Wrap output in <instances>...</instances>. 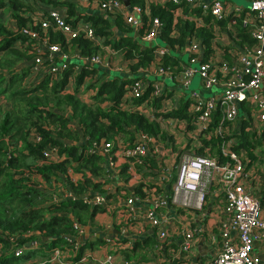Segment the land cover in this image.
Returning <instances> with one entry per match:
<instances>
[{
    "label": "trees",
    "instance_id": "16d2710c",
    "mask_svg": "<svg viewBox=\"0 0 264 264\" xmlns=\"http://www.w3.org/2000/svg\"><path fill=\"white\" fill-rule=\"evenodd\" d=\"M75 4L74 0H0V11L11 21L10 26L8 21L0 20V264L16 263L27 258H38L28 264H52L49 261V246L72 248V241L62 237L66 233L76 234L72 220L83 226L90 225L94 214L104 211L102 205L90 206L78 197L89 191L104 192L103 184L108 182L110 176L104 156L88 150L91 142L105 140L112 142L114 147L117 140L131 144L139 133H145L171 144L173 136L162 130L159 119L174 117L189 121L188 98H180L171 109L155 110L160 106L161 99L171 95L172 91H167L168 95L163 90L160 95L149 96L152 80L142 74V69L154 62L167 68L170 75L178 74L186 63L181 55L191 38L198 40L202 47L201 61L213 54L214 45L222 46L221 55L228 58L229 54L225 51L227 46L220 45L215 31L217 36L221 33L228 35L236 44L254 43L248 28L240 25L239 16L230 22V16L216 18L184 2L149 1L148 16H157L161 23L155 39L166 48L160 57H155V45H149L152 41L141 38L147 18L144 13H141L143 25L134 30L123 22L118 12L105 15L83 13L76 9ZM145 4L146 0H129L130 6L138 5L141 10ZM47 5L63 6L64 20L68 24L74 25L78 20L89 22L94 35L102 37L101 43L81 34L66 38L52 25L42 27L41 21L49 19ZM175 9L180 13L175 15ZM35 12L40 13L38 17ZM23 28L34 31L37 38L25 35L21 31ZM41 38L59 47L56 55L40 60L41 66L58 63L66 57L65 66L54 74L40 70L32 80L28 74L32 73L35 57L47 51L43 48L42 54L37 53V43ZM101 44L110 47L121 60L126 61L128 71L112 73L98 64L83 65L71 57L74 52L80 55L99 54ZM61 54L64 57L60 58ZM86 78L92 80H88L84 86L92 91L89 98L83 99L79 95V86ZM135 78L146 80L144 91L137 97L128 93V85ZM69 80L73 85L71 91L65 89ZM147 106L151 108L146 110ZM218 117L216 108L207 130L198 134L197 144L191 147L190 153L214 156L222 161L227 156L221 153V146L228 137H234L228 149L239 156L245 169L254 162H261L254 148L263 142L264 127L255 132L250 120L240 115L238 128L221 136L212 132ZM187 127H190L189 123ZM36 134L39 137L37 140L34 139ZM52 146H56L57 160L43 153L45 148ZM186 147L184 144L183 149ZM160 164L159 159L141 156L140 163L133 164V170L150 174V169ZM128 166L122 162L116 170L117 175L129 177ZM32 174L39 176L42 183L61 187L60 192L69 189L76 196L47 201L42 183L39 181L35 184L31 179ZM173 177L174 169L166 180L165 190L169 191ZM260 180L264 185V179ZM148 186H154V192L164 190L156 183H149ZM132 191L138 195L145 194L140 183L134 184ZM110 194L104 192L105 197ZM259 200L262 203V199ZM76 241L78 244L72 259L79 257L85 246L91 248L103 239L99 235H92L81 240L76 237ZM152 242V237L147 235L135 239L121 252L133 260L139 254L142 256ZM17 247L23 250L19 255H14L13 250Z\"/></svg>",
    "mask_w": 264,
    "mask_h": 264
},
{
    "label": "built area",
    "instance_id": "2783aa9c",
    "mask_svg": "<svg viewBox=\"0 0 264 264\" xmlns=\"http://www.w3.org/2000/svg\"><path fill=\"white\" fill-rule=\"evenodd\" d=\"M96 1L99 10L122 14L124 21L134 30L143 25L141 13H144L147 18L141 38L145 41H152L156 38L161 23L157 16H148L147 4L149 1L157 2V0H146L143 10L138 5L125 6L121 0ZM158 1L164 2L165 0ZM170 1L184 2L189 7H199L202 13H209L216 18L230 16V22H234V17L239 16L240 25L248 28L249 36L254 40L252 45L236 44L231 40V45L225 49L229 54L228 58H223L221 55L223 49L214 45L213 54L207 60L201 61L202 47L198 40L191 38L185 47L188 61L174 77L179 81L180 86H186L190 77L197 72L200 76L201 91L192 90L187 96L189 121L172 117L169 118L170 122L183 130H193L194 145L197 144L198 134L207 130L212 112L216 108L219 111V117L213 126V133L222 136L233 132L238 128L237 119L240 115L247 117L251 122L250 125L256 129L255 132H259L264 127V0H248L247 6L228 0ZM46 12L49 19L41 21L42 27L52 25L66 38L81 34L95 42L99 40L94 35L89 22L78 20L74 25L68 24L57 6L47 5ZM39 14L35 12V16L38 17ZM21 31L25 35L37 38L31 29L23 28ZM215 36H217L216 31ZM39 42L37 53L42 54L43 48L47 51L44 55L35 57L32 73L41 70L42 72L52 71L54 74L65 66L66 57L61 54L60 58L64 57V59L58 63L49 64L42 70L40 60L56 55L59 47L55 43H47L44 38H41ZM165 50L163 45L156 44L153 49L154 56L160 57ZM71 57L78 59L83 65L106 64L99 54L80 55L74 52ZM194 63L196 65H193ZM147 69L141 71L151 72L155 77L170 74L167 68L158 64L150 70ZM145 87L144 78H135L128 85V93L130 96L137 97ZM212 87L216 89L212 90ZM202 90L209 91V95L204 96ZM162 91L161 83L153 79L149 96L160 95ZM163 98L160 105L166 103ZM188 123L190 127H187ZM34 139L37 140L38 136L35 135ZM234 140V137H228L227 142L221 146V153L227 156L222 161H218L214 156L181 153L177 157L169 191L164 188L170 175L169 168H167L160 171L155 182L159 188L164 189L163 191L154 192L155 187L149 186V188H144V195H138L132 190L125 195L115 209L113 222L104 226V232L107 229L109 232L101 236L102 242L91 247L105 248V252L99 257L90 260L91 254L84 252L90 247L85 246L79 257L72 259L75 255L76 244H78L76 237L77 240L84 239L85 227L72 220L76 234H62L64 239L72 241V248L61 249L58 245L49 246L51 247L49 261L52 264L60 261L66 264H139L135 259L126 258L121 250L129 247L136 236L142 239L151 234L153 239L151 250L154 257L162 264H192L190 260L194 235H199L196 239L202 240V243L205 240L213 248V253L205 264H259V255L253 251V244L255 241L264 242V204L252 194L251 188L247 185L251 179V173L244 168L239 156L228 149L229 143ZM45 149L50 152L49 156L45 155L46 157L58 158L56 146ZM88 150L101 153L107 168H114L117 158H125L128 160V170L133 169L135 162L140 163L141 156L165 160V156L170 155L171 157L174 153L167 143L145 133H139L131 144L117 140L114 147L109 141H93ZM53 152H56L55 156ZM175 153L177 154V151ZM213 184L222 194V205L220 216L210 225V229L206 230L203 220L207 212L203 211V205L209 187ZM104 192L89 191L78 197L90 206L93 204L103 206L107 199ZM75 196L71 190L65 189L60 194H52L50 199L56 201ZM168 206L182 208L181 210H185L188 214L186 216L188 219L184 218L179 231L180 239L176 242L170 230L177 228L178 221H172L167 210ZM113 229L115 232L111 234L110 231ZM147 229H150L149 234L146 232ZM172 242L176 245H171ZM22 250L17 247L13 250V254L19 255Z\"/></svg>",
    "mask_w": 264,
    "mask_h": 264
},
{
    "label": "crops",
    "instance_id": "0c3cea01",
    "mask_svg": "<svg viewBox=\"0 0 264 264\" xmlns=\"http://www.w3.org/2000/svg\"><path fill=\"white\" fill-rule=\"evenodd\" d=\"M74 1L76 2V4H75L76 9L78 11L83 12V13L98 12L101 15L102 14L105 15L106 13H108V12L99 10L98 2L96 0H74ZM157 2L162 3L158 0H157ZM42 7L44 8L45 6H42ZM57 7L63 13V15H65L64 7L63 6H57ZM174 13H175V15H177L180 13V11L175 9ZM121 16H122V14H121ZM5 17H6V15H5ZM6 19H7V17H6ZM122 20L124 23H126L123 19V16H122ZM225 37L228 38V35L225 34ZM154 40H152V41H154ZM101 41H102V37L101 38L99 37V40L97 41V43L100 44ZM229 41H231V40L229 39ZM158 44H160V43H158ZM100 50L102 53L104 52V50H106L109 54H115V56L118 57L116 63L112 62L110 64L109 62H107L106 64L101 65V67L103 69L109 70L112 73L114 71H123V72L128 71L126 61H123V60L118 61L121 58L110 47H108L107 45L103 46L101 44ZM154 65H155V63L152 62L147 67L148 68L147 70L152 69V67ZM141 72H142V74L147 75V77H149L151 80H153V79L158 80L161 83L162 90H165V92L171 90L172 91L171 94H172L174 90L178 91V93H177L178 97H176L177 101L175 102V104L170 103L166 107H161V105H160L158 108L155 109L156 111H158L159 108H161L160 110H163V111L167 110V108L171 109L173 106H175L177 104V102L180 98L181 99L182 98L183 99L188 98L184 94V90L188 87V84L186 86L185 85L180 86L179 81L173 75L165 74V75H158L157 77H155L151 72H148L146 70L141 71ZM200 88H201V85H200ZM65 89H67V85H65ZM71 89H72V87L70 86V89H67V90L70 91ZM192 90H194V89H191L190 91H192ZM167 95H168V92H167ZM145 109L148 110L147 108H145ZM183 131L184 130L182 129V132ZM263 141H264V136H263ZM167 144L170 145V143H167ZM176 144H177L176 145L177 148H183V146H184V144H186V142H185V140H181V141L177 142ZM189 147L190 148L194 147V143L192 142L191 145H189ZM171 149L174 151L173 146H171ZM173 154L171 155V157H170V155H167V159L169 160L172 157L177 156V154H175L174 156H173ZM122 162H126L128 165V161H124L121 158H117L116 168H113V167L109 168L110 176L107 178L108 182H106L103 186V189L105 192L111 193L110 196L107 197V203L103 204L105 213L100 214V215H98V213H95L93 216L94 220H96V221L98 220L97 222H99L100 226L97 228H94V227H96L95 225L94 226H91V224L86 225L84 227L83 238L91 237L92 235H99L100 238H102L101 236L104 233L109 232L108 229L106 230V232H104V230H105L104 226L113 222L115 209L117 208L118 205H120V202L123 199V197L125 195H127L132 190V187L134 184L140 183V184H143V187L145 186L144 188H149V186H148L149 183H155L157 181V179H158L157 176L153 177L149 174H141L140 172H135L132 168H131V170H129L130 176H129L128 180L125 179L124 175L118 176L116 173V170L118 169L119 165ZM246 170H248L252 175L251 179L249 180V184H247L248 187L251 188V192L253 195L258 197V199H260V198L262 199V203L264 204V196H263L264 187L259 186L258 190L256 192H254V188H255L254 180H257L256 179L257 175H256L255 171H253L252 169L247 168ZM259 184L261 185V183H259ZM117 194L120 195V197L117 196ZM113 196H114L113 201H110V198H112ZM221 205H222V194H221V192L217 189L216 185H214V184L210 185L209 191L207 192V194L205 196V202L203 205V211L206 210V212H207V215L205 216V218L203 220V222L206 226V230H209L210 225H212V223L216 219H218V217L220 216ZM181 209L182 208H178V207H174V206H168L167 207V210L169 211V213L171 215L172 221H176V220L178 221L177 228H173L170 230L172 238H174L175 242L180 239L179 231H180V228L182 226L184 218L188 215L185 210L182 211ZM97 217H99V218H97ZM186 218L188 219V217H186ZM187 219H186V221H187ZM143 226H146V225L143 224ZM110 232H111V234H113L115 231L113 229ZM146 232L149 234L150 229H147ZM150 236H151V234H150ZM198 236L199 235L193 236L194 246H193V250L191 252L192 255H191L190 261H192V264H205L206 261L208 260V258L213 253V248L205 240H203L204 242L202 243L201 242L202 240L200 241L199 239H196V237H198ZM136 238L140 239L138 236H136ZM136 238H134V240ZM133 241H132V243H133ZM175 242H172L171 245L173 244L175 246L176 245ZM97 244H99V243H97ZM253 251L258 253V255H259V259H260L259 264H264V242L255 241L253 244ZM87 252L89 254H91V257H90L91 260H94L96 257H99L100 255H102L105 252V248L102 246L98 247L97 249H95V247L91 248V249L88 248ZM143 252L144 253L142 254V256H141V254L137 255L139 258L136 256L135 260L137 261V263L140 264V262H143L142 264H162V262H160L159 260H157L154 257V253L151 250V244ZM92 255L96 256V257L92 258L93 257ZM205 258H206V260L204 261L203 259H205Z\"/></svg>",
    "mask_w": 264,
    "mask_h": 264
},
{
    "label": "rangeland",
    "instance_id": "374dc122",
    "mask_svg": "<svg viewBox=\"0 0 264 264\" xmlns=\"http://www.w3.org/2000/svg\"><path fill=\"white\" fill-rule=\"evenodd\" d=\"M228 1H232V2H235V3H237V4H240V5H244V6H247V4H248V0H228ZM0 20H2L3 22H6L7 23V21H8V24L10 25L11 24V21L10 20H7L6 19V17H5V15H4V13H2L1 11H0ZM11 26V25H10ZM216 38H219V40L221 41V44L220 45H224V46H227V47H229L230 45H231V41H229V39L228 38H226L222 33L221 34H218V36H216ZM154 41H156V39L154 40ZM217 47H222V46H217ZM99 55L102 57V61L103 62H109L110 64L112 63V62H117V56H115V54H109L106 50H104V52L102 53L101 51L99 52ZM218 56H220V55H218ZM181 58H182V60L183 61H185V62H187L188 60H187V52L185 51V52H183L182 53V55H181ZM121 59H119L118 61H120ZM114 64V63H113ZM193 65H196V63H194ZM45 68V66H41V69L43 70ZM39 71V70H38ZM35 74H36V72H34V73H32V75H29L28 74V76H29V78L31 77L32 78V80H33V77L35 76ZM88 80H92L91 78H86V80H85V82L83 83V84H81L80 86H79V93H81V94H79L83 99H87V98H89L90 97V93H91V91H92V89L91 88H86L84 85H85V83L88 81ZM177 82V81H176ZM66 85H67V89H70V86L71 87H73V85H72V82H71V80H69L67 83H66ZM66 89V90H67ZM191 89H194V90H196V91H201V88H200V76L198 75V73L197 72H195L191 77H190V80H189V83H188V87L184 90V94H185V96H188V94H189V91L191 90ZM213 89H216V88H214V87H212V90ZM72 90V89H71ZM70 90V91H71ZM217 91H219V88H217ZM176 93V94H175ZM178 91H173V93L171 94V95H169V96H166V97H164L163 99L164 100H166V103H165V105H161V107H166V106H168L170 103L171 104H175V102L177 101V98L176 97H178ZM209 91H207V90H202V94L204 95V96H207V95H209ZM175 94V95H174ZM1 102V101H0ZM2 102H3V100H2ZM174 107V106H173ZM151 107L150 106H147V109H150ZM168 109V108H167ZM160 110V109H159ZM163 111V110H162ZM170 118H172V117H170ZM75 124V123H74ZM160 126H161V128H162V130H165L168 134H170V135H172L173 137H172V143L169 145L170 146V148H171V146L172 145H174V147H173V149H174V151L173 152H175V151H177V156L176 157H172L171 159H167V156H165V160H160V166H158V167H152V169H150L151 171H149L150 172V174L149 175H151V176H153V177H158L159 176V173H160V171L161 170H165V169H167V168H169V173H171V171L173 170V169H175V164H176V162H177V157L181 154V153H188V154H190V152H191V148L189 147V145H191V143L193 142V140H192V137H193V130H189L188 131V129H186V130H184L183 132H182V129L180 128V127H178V125L176 126L174 123H171L170 122V120H169V118H166V117H161V119H160ZM32 134V133H31ZM30 134V135H31ZM33 135V134H32ZM37 135V134H36ZM39 138V137H38ZM174 139H175V142H174ZM181 140H185V142H186V145H187V147L185 148V149H183V148H177L176 147V143L177 142H179V141H181ZM66 142H69V140H65ZM255 151H257L258 153H259V155H260V158H261V162H254L253 163V165H251L250 167H249V169H252L253 171H255V173H256V179L257 180H254V185H255V188H254V192H256L257 190H258V188H259V186H263L264 187V185L262 184V185H260L259 183H260V178L263 180L264 179V141L261 143V145H257L255 148ZM44 152H45V154L44 155H46V156H49V154H50V152L49 151H47L46 149L44 150ZM56 153V152H55ZM55 153L53 152L52 154L55 156ZM176 153H174L173 154V156L175 155ZM50 159H52V160H57L58 158H55V157H50ZM166 167V168H165ZM158 168V169H157ZM146 171V170H145ZM154 172L156 173V175H154ZM141 173V172H140ZM152 173V174H151ZM163 173H165V171H163ZM32 176V181L36 184L37 182H41L42 183V179L41 178H39V176H37V175H34V174H32L31 175ZM128 178L129 177H126L125 179H127L128 180ZM41 188L42 189H44V191H45V194L47 195V201H49V199L51 198L50 196L52 195V194H60L61 192H60V189H61V187H53L51 184H47L46 182H43L42 184H41ZM54 188V189H53ZM253 192V193H254ZM51 193V194H50ZM255 194V193H254ZM117 196H119L120 197V195H118L117 194ZM113 199H114V196L112 197V198H110V201H113ZM105 203H107V199H106V201L104 202V204ZM103 213H105V211H102V212H98V215H100V214H103ZM110 216V215H109ZM97 218H99V217H97ZM98 221V220H97ZM96 220H92V223H91V226H96V227H94V228H97V227H99L100 226V224H99V222H97ZM86 247H88V246H86ZM88 251V249H85V251L84 252H87ZM91 256V255H90ZM93 256V255H92ZM96 256H93L92 258H95ZM38 260V258H27V259H24L23 261L22 260H19L20 262H12L11 264H28V263H30V262H32V261H37ZM91 260V259H90ZM204 261L206 260V258L205 259H203ZM203 261V262H204ZM55 264H66V263H64V262H56Z\"/></svg>",
    "mask_w": 264,
    "mask_h": 264
},
{
    "label": "water",
    "instance_id": "95a60500",
    "mask_svg": "<svg viewBox=\"0 0 264 264\" xmlns=\"http://www.w3.org/2000/svg\"><path fill=\"white\" fill-rule=\"evenodd\" d=\"M121 2H122L123 5H125V6H127V5L129 4V0H121ZM133 34L136 36L135 32H134ZM158 43H159V41L156 40V41H152V42H150L149 45H150V44H154V45H156V44H158ZM160 45H162V44H160ZM86 229H87V228H86Z\"/></svg>",
    "mask_w": 264,
    "mask_h": 264
}]
</instances>
